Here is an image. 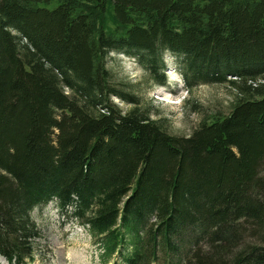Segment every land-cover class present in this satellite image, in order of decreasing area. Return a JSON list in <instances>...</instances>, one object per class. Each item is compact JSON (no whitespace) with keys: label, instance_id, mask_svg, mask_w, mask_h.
<instances>
[{"label":"trees","instance_id":"16d2710c","mask_svg":"<svg viewBox=\"0 0 264 264\" xmlns=\"http://www.w3.org/2000/svg\"><path fill=\"white\" fill-rule=\"evenodd\" d=\"M228 85L224 117L165 132L112 88ZM132 106L123 113L110 100ZM53 203L101 264H264V0H0V257L30 264Z\"/></svg>","mask_w":264,"mask_h":264},{"label":"rangeland","instance_id":"374dc122","mask_svg":"<svg viewBox=\"0 0 264 264\" xmlns=\"http://www.w3.org/2000/svg\"><path fill=\"white\" fill-rule=\"evenodd\" d=\"M164 61V86L153 83L134 59L124 55L109 53L105 67L112 88L133 95L137 109L145 111L169 135L188 136L200 123L228 114L234 102L228 85H198L185 91L174 58L165 56ZM110 100L123 113L132 108L116 97ZM30 216L40 232L35 260L30 264H101L98 247L86 229L62 218L53 203L33 209ZM0 264L7 262L0 257Z\"/></svg>","mask_w":264,"mask_h":264}]
</instances>
